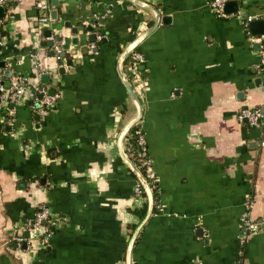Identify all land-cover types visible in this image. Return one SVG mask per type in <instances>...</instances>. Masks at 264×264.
I'll use <instances>...</instances> for the list:
<instances>
[{"label": "crops", "instance_id": "obj_1", "mask_svg": "<svg viewBox=\"0 0 264 264\" xmlns=\"http://www.w3.org/2000/svg\"><path fill=\"white\" fill-rule=\"evenodd\" d=\"M38 1L10 2L0 19V82L24 85L13 107L0 102V264H125L147 198L135 194L138 180L117 149L136 108L116 61L152 26L153 12L130 0H41L44 10ZM142 1L166 20L135 48L137 71L130 62L122 72L142 107L159 197L131 264H264V233L239 239L248 194L251 216L264 217V132L236 119L242 106L264 107L260 45L243 20L264 16V0H236L226 17L212 0ZM36 85L54 90V107L38 110ZM43 205L46 241L30 226Z\"/></svg>", "mask_w": 264, "mask_h": 264}, {"label": "built area", "instance_id": "obj_2", "mask_svg": "<svg viewBox=\"0 0 264 264\" xmlns=\"http://www.w3.org/2000/svg\"><path fill=\"white\" fill-rule=\"evenodd\" d=\"M16 1L19 0H0V5L6 7L10 2H16ZM227 1L228 0H212L209 3V6L217 16L226 17L232 14V13H226L224 10L225 3ZM37 7L42 10L46 9V5L41 0L37 2ZM258 19L264 20V16H247L246 18H243L245 27L247 28L248 22ZM49 20L50 18L47 14L41 15L39 18L40 26L46 27L49 24ZM47 38L52 41L54 40L52 35L47 36ZM250 40L257 42L260 45V49L258 50V54H259L258 69L264 71V45H263L264 33L260 35H250ZM131 56H132V62L130 64V67L132 71L135 72L137 71L138 65L143 61V56L139 52H133ZM34 57L35 60L33 65L34 68L37 70L38 74L48 75L49 71L42 66L41 57L37 55H34ZM23 89H24V85L22 81L20 83L16 82L10 84H5L4 82H0V102L3 103L5 107H8L9 104H15L16 102H18L23 92ZM34 93L39 95V97H37L38 110L52 108L56 104L57 94H50L46 86L44 85L34 86ZM236 119L239 122L247 123L249 126L260 127L264 132V110H262L259 107H247V106L240 107L236 113ZM136 134H137L136 141L140 148V154L142 156L141 165L144 166L145 168V173L147 178L151 181L152 184L156 185L158 184V178L156 177L155 173L152 171L150 166V159L147 154L145 138L141 126L136 130ZM259 144L261 147L264 146V138L260 140ZM125 154L126 153H124V155ZM134 192L136 195H143L144 193L143 188L138 181H136ZM252 204H253V198L251 197V194H248L246 196V200L244 203V211L242 212L240 217L241 231L239 234V239L241 241L246 240V238L252 233H256V232L264 233V229H263L264 217L255 219L251 216ZM49 216H50L49 206L48 205L40 206V208L36 210L30 225L31 230L33 232L35 233L40 232V235H42V239L44 241H46L48 237L46 225L49 220ZM13 238L17 242L25 241V238L20 234H16Z\"/></svg>", "mask_w": 264, "mask_h": 264}, {"label": "water", "instance_id": "obj_3", "mask_svg": "<svg viewBox=\"0 0 264 264\" xmlns=\"http://www.w3.org/2000/svg\"><path fill=\"white\" fill-rule=\"evenodd\" d=\"M131 2L144 7V8H150L153 12V24L152 26H150L148 28V30H146L144 33L140 34L139 36H137L134 40H132L120 53L117 61H116V69H117V73L119 75V77L121 78L125 88L128 91V94L136 108V115L130 119L127 124L120 130L118 136H117V149H118V153L119 156L122 158V160L125 162V164L131 169V171L135 174L138 182L141 184L143 191L146 195L147 198V210H146V214L145 217L143 218V220L140 222V224L137 226V228L134 230L131 238L129 239V242L127 244V248H126V255H125V264H131V251L134 245V242L136 240L138 231L140 230V227L142 226V224L147 220V218L150 216V214L152 213L153 210V195H152V191L147 183V181L145 180V178L143 177V175L130 163V161L125 157L123 149H122V141L123 139L126 137V135L128 134V132L131 130V128L137 124L141 117H142V107L140 105L139 100L136 97V94L134 93L132 87L128 84V82L126 81V78L123 75L122 72V64L124 63V61L126 60V58L129 56V54L131 52H133L135 50V48L156 28V26L158 25L159 21L162 19L165 22V18H161L160 14L158 13L157 9L148 4L147 2H144L142 0H130ZM58 2V0H52L53 4H56ZM239 9V3L236 0H228L225 3V7L224 10L226 13H234L236 11H238ZM6 14V8L2 5H0V18H3ZM54 16V12H52V17ZM168 20V18H167ZM67 26L69 25V23L66 24ZM247 28L248 30L253 34V35H260L262 33H264V20L262 19H258V20H252L250 22H248L247 24ZM86 29L89 31L90 27H86ZM72 32L74 34L78 33L77 28H74L72 30ZM51 30L47 29L44 32L45 36H50L51 35ZM87 39L89 41H95L96 37L95 35H89L87 36ZM74 42H78V38L74 39ZM48 45H52L53 41H47ZM264 45V43H263ZM255 46L258 47V44H255ZM86 50V49H85ZM49 55H52V53L50 52ZM61 56H64V52L61 53ZM59 64H62V60L59 61ZM1 65H4V63L2 62ZM63 71V69H61V72ZM5 74L7 76H10V71L7 70L5 72ZM41 82L42 83H46L48 82V76L46 74H43L41 76ZM53 84H56V81H53ZM54 90H49L50 94H53ZM10 107H13L14 104H9ZM38 107V104H37ZM262 110H264V107L261 108ZM26 244L23 243L22 247H25Z\"/></svg>", "mask_w": 264, "mask_h": 264}, {"label": "trees", "instance_id": "obj_4", "mask_svg": "<svg viewBox=\"0 0 264 264\" xmlns=\"http://www.w3.org/2000/svg\"><path fill=\"white\" fill-rule=\"evenodd\" d=\"M0 34L1 35L4 34V30L1 27H0ZM44 45L51 47L50 45L47 44V42H45ZM137 49H135L133 52H136ZM132 53L124 61V64H129L130 62H132V58H131ZM139 125H140L139 123L135 124L131 128V130L128 132V134L126 135L125 139L127 142L125 143L124 151L127 153L128 158L135 164L137 170L143 175V177L147 181L149 187L151 188L153 198H154V204H155L154 209H156V204H157V200L159 197V183L156 185L152 184L151 181L146 176L144 166L141 165L142 156L140 154V148H139L137 141H136V138H137L136 130L140 127ZM145 211H146V204L138 212L141 216H143Z\"/></svg>", "mask_w": 264, "mask_h": 264}]
</instances>
